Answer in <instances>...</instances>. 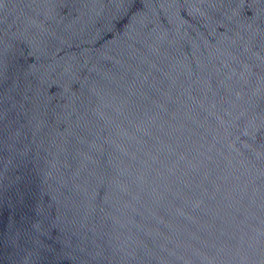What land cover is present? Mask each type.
Returning a JSON list of instances; mask_svg holds the SVG:
<instances>
[{"label": "water", "instance_id": "95a60500", "mask_svg": "<svg viewBox=\"0 0 264 264\" xmlns=\"http://www.w3.org/2000/svg\"><path fill=\"white\" fill-rule=\"evenodd\" d=\"M0 264H264V0H0Z\"/></svg>", "mask_w": 264, "mask_h": 264}]
</instances>
